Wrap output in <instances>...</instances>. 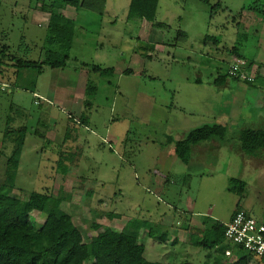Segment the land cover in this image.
Wrapping results in <instances>:
<instances>
[{"label":"rangeland","instance_id":"rangeland-1","mask_svg":"<svg viewBox=\"0 0 264 264\" xmlns=\"http://www.w3.org/2000/svg\"><path fill=\"white\" fill-rule=\"evenodd\" d=\"M84 2L77 10L67 7L80 18L65 24L59 36L58 23L44 9L57 11L61 0H0L4 203L19 216L32 193H62L60 212L73 216L86 243L96 236L93 223L117 236L135 220L166 238H148L143 227L148 261H213L231 245L225 235L212 250L195 243L209 244L213 227L230 222L237 206L264 223V151L250 157L232 148L242 129L262 127L264 78L257 74H264V0H160L155 22L131 16V0ZM239 59L247 61L257 82L228 79V86H215L212 82ZM19 61L26 66L18 68ZM61 61L64 68L49 65ZM93 65L136 74L99 76ZM82 74L86 78L80 79ZM79 80L96 93L74 112L86 88ZM213 123L227 127L231 146L220 142L217 150L201 144L204 148L194 147L189 168L181 162L166 165L175 142ZM23 131L12 185L6 164ZM168 136L174 143L162 150ZM232 179L244 185L231 190ZM32 218L38 226L59 225V216L34 212ZM8 251L0 242V256Z\"/></svg>","mask_w":264,"mask_h":264},{"label":"trees","instance_id":"trees-1","mask_svg":"<svg viewBox=\"0 0 264 264\" xmlns=\"http://www.w3.org/2000/svg\"><path fill=\"white\" fill-rule=\"evenodd\" d=\"M61 1V7H58L57 11H53L56 9L55 7L44 9L51 12L50 20L58 23L59 36L66 28L65 24H73L75 22L62 16L61 11L67 7H73L76 10L85 7L84 0ZM159 1L131 0L129 14L133 17L145 19L148 22H155ZM202 1L209 4L208 0ZM68 58L69 56L66 55L65 59L67 60ZM27 65L30 66L31 63ZM49 65L54 69H60L64 68L66 63L61 61L49 63ZM25 66L26 62H18V68ZM91 68L93 71L101 73L102 76L113 74L115 71L114 68H103L96 65ZM227 79L239 81L237 78L229 77L226 73V75L218 76L215 84L222 85ZM256 82V80L253 83L245 81L249 85H253ZM37 133L42 135L41 132ZM25 136L26 132L23 131L21 140L17 142L11 157L7 160L6 178L8 184L13 185L15 180ZM168 140L169 142L174 141L172 137H169ZM211 141H218L228 145L233 143V140L229 138L226 126L215 123L204 124L190 130L183 139L175 142V153L181 161L188 164L192 148ZM235 147L244 155L259 157L264 151V127L242 129L238 135ZM231 183V190L236 189L238 184L240 186L244 185V182L238 179H232ZM3 199L4 196L0 193V242L8 244L9 251L7 254L0 256V264H86L89 259H92V264H165L150 262L145 258V245L141 243L143 227L149 229L146 234L148 238L166 242L165 236L157 235L147 222L141 225L135 220L130 221L117 236H113L107 226L93 223L92 228L96 232V236L92 238L90 243H86L81 230L73 221V216L69 213L60 212L58 206L59 202L63 200L62 193L60 195L32 193L28 200L23 201V210L19 216L13 214L11 208L4 203ZM241 209L240 206H237L234 215ZM34 212L47 214L49 218L59 216V225L46 223L38 226L36 220L32 218ZM109 216L118 217V215L113 213ZM213 228L216 233L209 240V244L197 242L195 245L209 250L222 245L225 235V224L218 222ZM226 250L231 251L233 261H228L229 258L225 255ZM252 261H254V257L249 252L241 246L231 244L223 246L213 261L208 260L204 264H251ZM254 262L256 264H264L258 261Z\"/></svg>","mask_w":264,"mask_h":264},{"label":"built area","instance_id":"built-area-1","mask_svg":"<svg viewBox=\"0 0 264 264\" xmlns=\"http://www.w3.org/2000/svg\"><path fill=\"white\" fill-rule=\"evenodd\" d=\"M248 63L239 59L229 65L227 74L231 78L249 83L255 82V77L246 69ZM225 237L232 244L241 246L249 252L256 261L264 263V223L256 220L247 211L236 212L230 222L225 223ZM231 256V251H225Z\"/></svg>","mask_w":264,"mask_h":264},{"label":"crops","instance_id":"crops-1","mask_svg":"<svg viewBox=\"0 0 264 264\" xmlns=\"http://www.w3.org/2000/svg\"><path fill=\"white\" fill-rule=\"evenodd\" d=\"M71 10H73V9H68V8H66L65 10H62L61 11V13H62V16H64L65 18H68V19H70V20H73V21H75V22H77L78 21V19L80 18V15L78 14V16L76 17H73V14H72V16L70 15V13H72L71 12ZM74 11V10H73ZM67 12H68V15H67ZM74 15H75V11H74ZM150 47H154V44H151L150 45ZM232 52L233 53H235V47H233L232 48ZM146 57H152V56H149V55H146ZM112 68H114V73H113V75L115 74V73H117V72H119V69L116 67V66H113ZM96 72V71H95ZM97 74H99V76H102V74L101 73H99V72H96ZM120 74H122L123 76H125L126 78H130V77H133L136 73L132 70V69H130V68H128V69H126V70H121L120 72H119ZM85 74H82V75H80L79 76V78L81 79L82 77H84V78H86V75L84 76ZM257 75H259L261 78H264V74H261V72H259V70H258V74ZM82 76V77H81ZM220 76V75H219ZM259 76H258V78H259ZM217 79V78H216ZM215 79V80H216ZM215 80L212 82V83H214V85L215 86H218V87H225V86H228L230 83H229V81H228V79L225 81V83L224 84H222V85H216L215 84ZM79 82L81 83L82 82V84H85V90H84V92H82L83 94H80V96H81V98H79V99H76V101L74 102V104H75V107H74V112H80V110H78V106H81L82 104H83V102L85 101L84 99L88 96V97H90V100H91V98L92 97H94V95H95V93H96V90H94V88L93 87H90L89 85H88V83L89 82H84V81H81V80H79ZM239 82H243V81H239ZM195 83L197 84V85H201V83H202V79L200 78V77H197L196 79H195ZM89 87V88H88ZM84 89V88H83ZM82 89V90H83ZM83 97V98H82ZM76 115V114H75ZM74 117V116H73ZM77 117V116H76ZM260 124L259 125H261L262 127H264V116H261L260 117ZM255 125H257V124H255ZM169 137H171V136H168V138H167V141H166V144H164L165 145V148H162V150H165V149H168V147L169 146H171V145H173V143H174V141L173 142H169ZM179 141V140H178ZM214 143L216 144V145H214ZM201 145V144H200ZM200 145H196V146H194V147H197V146H199V147H202V148H204V146H213V148L214 149H217V150H219L220 148H221V145H220V143L218 142V141H211V142H209V143H203L202 145H204V146H200ZM228 146H231V144L230 145H228ZM194 147L192 148V152H193V149H194ZM199 147H197V148H199ZM197 148H195L194 149V152L196 151V149ZM212 148V147H211ZM232 148L233 149H235L236 150V152H237V154H240V155H242V153L240 152V151H238L237 149H236V147H235V145H233L232 146ZM191 152V153H192ZM170 156V158H167L166 157V161H167V163H166V165L167 166H170V165H173V164H178V162H181L182 164H184L185 166H186V168L188 167L189 168V166H190V164H191V158H190V161H189V163L188 164H186V163H184L183 161H181L179 158H178V156L176 155V153H175V145L173 146V149L171 150V155H169ZM224 223H226V222H224ZM177 241H179V240H177ZM227 251V250H226ZM230 251V250H229ZM145 252H146V248H145ZM227 257H231V256H227Z\"/></svg>","mask_w":264,"mask_h":264}]
</instances>
